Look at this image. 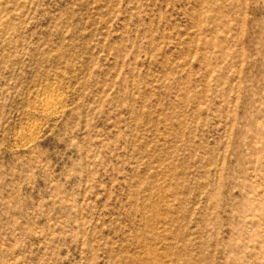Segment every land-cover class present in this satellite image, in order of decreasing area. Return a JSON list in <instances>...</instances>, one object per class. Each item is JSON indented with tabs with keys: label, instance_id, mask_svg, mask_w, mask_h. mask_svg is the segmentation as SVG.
<instances>
[{
	"label": "rangeland",
	"instance_id": "374dc122",
	"mask_svg": "<svg viewBox=\"0 0 264 264\" xmlns=\"http://www.w3.org/2000/svg\"><path fill=\"white\" fill-rule=\"evenodd\" d=\"M0 264H264V0H0Z\"/></svg>",
	"mask_w": 264,
	"mask_h": 264
}]
</instances>
